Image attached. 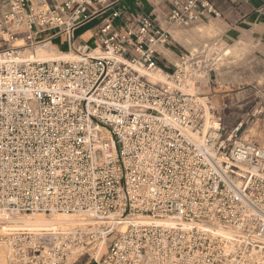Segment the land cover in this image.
Returning <instances> with one entry per match:
<instances>
[{
  "label": "built area",
  "instance_id": "obj_1",
  "mask_svg": "<svg viewBox=\"0 0 264 264\" xmlns=\"http://www.w3.org/2000/svg\"><path fill=\"white\" fill-rule=\"evenodd\" d=\"M104 3L9 0L4 39L21 35V45H33L36 30L45 29L70 38ZM197 3L174 1L168 25L216 14ZM172 44L167 29L141 15L123 31L104 22L95 45L77 47L80 56L71 61L19 59L12 44L1 50L0 210L127 221L96 264H264V146L232 140L241 123L225 138L220 126L202 132L204 106L182 86L202 73L204 50H182L170 65L157 47ZM95 47L106 55L85 53ZM146 71L163 79L149 80ZM167 216L174 226L152 221ZM193 220L239 234L226 247L222 236L181 224ZM80 234L11 233L8 263L63 264L83 245ZM252 250L260 260L249 257Z\"/></svg>",
  "mask_w": 264,
  "mask_h": 264
},
{
  "label": "rangeland",
  "instance_id": "obj_2",
  "mask_svg": "<svg viewBox=\"0 0 264 264\" xmlns=\"http://www.w3.org/2000/svg\"><path fill=\"white\" fill-rule=\"evenodd\" d=\"M7 4V0H0V51L11 44L17 46L16 50L32 47L33 45L29 44L21 45L24 43L21 35H17V38L10 43L4 39L6 35L2 28L11 23L10 20L5 19ZM210 23L212 21H198L188 26L173 28V31H181L188 35L184 43L178 42L181 50H187L192 55L204 50L201 58L204 69L198 78L193 79V83H189L192 87L191 91L204 97L211 109L212 120L220 123L222 137L228 136L231 129L241 123L240 130L232 140L264 146V42L251 37L250 34L243 32L238 34L232 29L221 26L214 31L206 32L204 27ZM38 47L44 48L39 50ZM38 47L36 50L38 54L58 55L51 47L45 45ZM167 55L174 63L176 54L172 52ZM225 143L227 144V141ZM103 225L101 227L105 228L107 223ZM118 228L106 235L104 248L98 260L106 252V246L118 232ZM75 230H79L80 233L83 231L80 234L83 245L78 247L76 254L69 256L63 264H96L94 254L100 233L95 232L97 235L92 236L93 234L86 232V229ZM7 236L0 234V238L4 237L6 242ZM1 240L0 244L3 242ZM7 255L8 253L5 255L4 264H9Z\"/></svg>",
  "mask_w": 264,
  "mask_h": 264
},
{
  "label": "crops",
  "instance_id": "obj_3",
  "mask_svg": "<svg viewBox=\"0 0 264 264\" xmlns=\"http://www.w3.org/2000/svg\"><path fill=\"white\" fill-rule=\"evenodd\" d=\"M34 3H42L43 0H31ZM64 0H45L48 5L60 3ZM174 1L181 0H106L100 11L89 20L74 27L69 38L64 32H57L54 29L36 30L34 38L36 40H47L36 42L31 50L36 51L40 45L53 48L58 54L68 51H75L79 46L87 45L92 47L96 43V31L104 22L109 21L120 30L136 24L138 17L145 15L150 17L154 23L161 28L167 29L172 36L173 44L171 48L157 47L161 54V61L170 63L167 53L177 54L182 51L179 43H184L188 35L181 31L174 30L167 23V16ZM207 2L216 14L204 13L200 21H212L204 27L206 32L214 31L218 26L225 29H232L238 34L246 33L251 37L264 42V0H197ZM9 4V0H7ZM7 4V5H8ZM116 11L117 15L112 13ZM241 37V36H240ZM240 39V38H238ZM176 60V59H175ZM175 62V61H174Z\"/></svg>",
  "mask_w": 264,
  "mask_h": 264
},
{
  "label": "bare ground",
  "instance_id": "obj_4",
  "mask_svg": "<svg viewBox=\"0 0 264 264\" xmlns=\"http://www.w3.org/2000/svg\"><path fill=\"white\" fill-rule=\"evenodd\" d=\"M208 30V29H207ZM206 30V31H207ZM39 48V47H38ZM37 48V49H38ZM44 47L39 48V50H43ZM82 50V49H81ZM89 55L95 57H103L106 53L99 48L95 47L92 48L90 52H85ZM84 53V54H85ZM17 57L23 60H36V61H71L74 59L79 58L80 54L75 51H68L66 53L56 55V56H49V55H41L38 54L36 51L31 50L28 47L17 49L16 51ZM147 78L152 81L162 80L163 77L158 71H146ZM193 83L192 78H188L184 81L182 89L186 92H189L197 97V99L203 104L204 111L202 114V125L201 129L203 133L209 132L213 128H217L220 126V123L217 121L212 120V113L210 107L204 100V97L199 96L198 93H194L191 91L192 87L189 83ZM141 215L136 214L132 218L138 219ZM113 215L108 217V220H97L93 216L89 214H85L83 212H62V211H51L48 213L43 212H33V213H26L23 215H19L16 212H8L5 210H0V234L3 236L9 237V234L14 233L19 230H27L32 232L33 234H38L43 231H52L54 233H63L66 231L75 232L74 229L81 228L86 229V232L92 233V236H96L95 232H99L100 240L98 241V247L95 251V259L98 260L103 248L104 242L106 239L107 233H110L109 230L107 232V228L111 225L114 227H119L118 231L123 232L125 230L126 225L128 224L127 221H115L112 220ZM152 221L156 224L165 226V227H172L174 226L175 220L168 217L163 218H152ZM107 223L106 227L104 228L103 224ZM182 226L186 229L195 226L199 229L207 230L212 232L214 235L222 236L225 239L226 247L233 245L234 239L237 238L239 231L232 226H224L219 222H207V221H182ZM101 225H103L101 227ZM83 232V231H82ZM81 232V233H82ZM0 239L3 240L0 244V264H4L5 255L6 253L9 254L11 250L10 242H6L4 237ZM1 240V241H2ZM264 240V238H262ZM8 256V255H7ZM249 257L255 259L256 261L260 260L261 254L258 250H252L249 254Z\"/></svg>",
  "mask_w": 264,
  "mask_h": 264
}]
</instances>
